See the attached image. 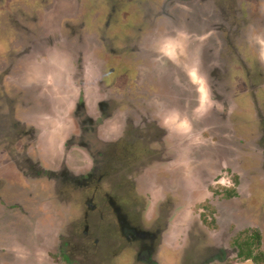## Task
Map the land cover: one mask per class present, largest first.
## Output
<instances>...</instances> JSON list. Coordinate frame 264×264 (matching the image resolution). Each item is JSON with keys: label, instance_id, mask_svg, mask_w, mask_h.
<instances>
[{"label": "rangeland", "instance_id": "obj_1", "mask_svg": "<svg viewBox=\"0 0 264 264\" xmlns=\"http://www.w3.org/2000/svg\"><path fill=\"white\" fill-rule=\"evenodd\" d=\"M240 1L215 0L218 2L215 4L213 0H0V264H66L58 254V244H64L69 234L62 231L67 229L69 222L66 211L70 200L64 198L49 204L44 199L36 198V190L42 189L48 182L41 161L47 158L58 161L59 155L67 156V153L61 152V145L69 135L78 133L79 120L74 121L71 111L79 98L85 100L89 112L95 113L96 102L101 97L96 87V77L101 68V71H105L103 62L109 70L120 67L115 72H125L119 80L125 82L124 86L127 85L125 74L129 70L126 71L128 63L125 62H129V59H121L123 61L120 62L115 59L109 63L103 52L111 48L120 56L124 55L128 51V34L132 28L136 30V36H131L133 42L139 36V29L144 30L143 34L146 35V29L149 32V36L144 35L141 44L136 42L135 49H140V46L147 48L152 44L151 48L161 49L169 56H177L178 52L181 56L179 60L190 55V59L195 57L193 63L186 59L180 62L181 70L177 72L182 79L178 87L168 83L175 91L164 90L165 98L155 96L150 103H165L163 118L169 128L179 125L181 132L199 136L184 140L183 148L192 150L190 144L193 142L197 146L208 142L209 145L203 147L202 158L196 154L194 159L185 150H177V157L170 156L169 159L177 164L197 160L208 166L214 161L212 151L216 150L219 151L217 155L221 153L222 162L226 160V148L219 147L218 143L211 145L209 137L220 132V139L226 141L227 146L229 144V139L222 136L231 134L227 128L226 111L233 106L231 96L241 88L239 78L233 83L229 78L233 76L227 72L230 57L233 55L236 65L240 66L239 73L245 71L250 75L251 72L252 79H255L257 71L248 69L234 54L242 42L250 47L252 58L261 56L260 48L264 50V0H242V5L245 3L249 6L244 14L239 12ZM221 6L227 11L225 16H230L232 20H224ZM229 6L233 7L230 9ZM199 14L202 17L196 24L193 20L198 19ZM155 23H158V28L154 31L151 27H155ZM235 24H243L237 36L233 30ZM198 35L202 38L208 35L207 40L200 42V54L196 45L192 44ZM98 55L104 61L97 59ZM137 65H140V61ZM257 65L254 64V67L257 68ZM165 66L169 68V64ZM197 68H200V74L196 72ZM110 82L114 84V79L110 78ZM113 84L104 89L111 97L117 88ZM192 118L193 122H190ZM113 121L117 119L112 118L100 133H104L103 128L113 133L117 129ZM170 122L174 125L170 126ZM171 134L164 145L177 148L180 143L177 145L176 130L174 136ZM239 150L237 153L241 155ZM235 155L236 151H233L231 158L238 162L240 157ZM27 159L38 163L33 164V168L32 164L28 166L25 163ZM195 172L188 168L185 173L198 177ZM216 177L218 179H214L209 186L202 182L197 184L200 192H195L196 195L207 194L209 187L210 192L216 191L217 194L196 208L202 218L196 214V222L201 230L196 232L195 238L205 237L208 246L217 251L222 248L228 251L229 257L225 256V261L220 264H264V200L250 199L249 191H246L250 183L236 180L237 173L231 169L224 167ZM159 183L150 187L162 196L166 193L164 187L173 189L176 186ZM235 187L230 200L221 196L225 190ZM84 195V192H78L71 202L74 205L73 216L77 218L73 228L75 240H81V229L85 225L81 200L85 198ZM175 199L174 202H178ZM189 204L184 202V212H190ZM243 206L253 210L244 212ZM184 220L176 214L164 234L172 246H176L184 237L180 225ZM253 234L256 238L260 235L262 243L261 240L258 245L254 243L250 256L252 260L247 261L249 256L246 257L239 250ZM75 246L73 243L70 247ZM209 258L206 256L200 263L204 264ZM166 259L171 260L169 257ZM72 264L80 263L72 260Z\"/></svg>", "mask_w": 264, "mask_h": 264}, {"label": "flooded vegetation", "instance_id": "obj_2", "mask_svg": "<svg viewBox=\"0 0 264 264\" xmlns=\"http://www.w3.org/2000/svg\"><path fill=\"white\" fill-rule=\"evenodd\" d=\"M205 1L207 0H203V2ZM213 1L215 4L218 3ZM221 1L223 2V0ZM242 2L241 0L239 4ZM239 6L241 7L239 12L247 13L248 5L244 3ZM229 7L231 9L233 6ZM220 8L225 21L233 19L230 16H225L227 11L222 6ZM200 17L202 16L199 14L198 19L194 18L193 21L199 24ZM189 21L191 22V20ZM157 26L158 23H155V27L152 26L151 29L155 31ZM235 26L236 28L233 30L237 36L239 32L241 33L243 24H235ZM146 31L149 34L147 29ZM137 32L139 36L133 42L131 36H136V30L131 29L126 48L128 51L121 55L122 57L111 48L103 52L109 63L115 59L118 62L123 61L121 59H129V62H125L128 63L126 71L129 70L128 74H125L127 85L124 86L125 82L119 80L123 78L125 72H115L120 67L117 66L116 69L109 70L108 67L106 68L105 62L102 63L105 71H101V68L97 72L96 87L101 97L96 102L95 113L89 112L83 98H79L74 104L71 115L74 121L78 122L79 120L78 133L69 135V138H66L61 145V152L67 153V156L59 155L58 161L55 158H47V162L41 161L43 174H46L48 182L42 189L36 190L35 196L46 200L45 203L49 204H54L57 200L59 202L64 198L66 201L70 200L69 205L67 204L68 211H66V215H69V222L67 229L64 226L65 230L62 231V233L68 232L69 234L64 244H58V254L66 264H72V260L79 261L80 264H201L200 261L206 256L211 258L204 264L223 263L224 257H229L226 249L222 248L217 251L210 245L208 246L205 237L195 238L196 232L199 233L201 230L196 222V214L202 218L196 208L201 205L200 203L204 204L207 200L215 198L217 193L216 191L210 192V187L207 194L198 193L196 195L195 192H200V187H197V184L202 182L209 186L214 179H218L216 177L218 171L222 172L225 167L237 173L236 180L238 178V181L250 183L246 190L249 191L250 199L264 200V50L260 48L261 56L252 58L250 47L242 42L236 50L237 55L234 54L238 61L247 65L248 69L257 71L258 75H254L255 79H252L251 72V76L245 71L239 73L238 67L240 66L236 65L233 55L230 57L231 64H228L227 72L228 74L232 73L233 78H229L231 83L237 82L239 78L241 88L231 96L230 102L233 106L226 111L227 128L230 129L231 134L222 136L229 139V144L227 146L226 141L220 139L222 138L218 136L221 135L220 132L216 136L211 134L209 137L211 145L218 143L219 147L226 148V160L222 162L221 153L217 155L219 151L213 150L214 161H211L208 166L197 160L178 162L177 164L169 159L170 156L177 157V150H185L194 159L196 154L202 158L203 147L209 145V142L198 146L193 142L190 144L193 147L192 150L183 148L184 140L199 136H196L195 133L181 132V129L178 128L179 125L169 128L163 118L165 103L160 102L152 105L150 102L155 96L165 98L163 97L164 90L175 91L169 84L178 87L177 85L182 79L177 72L181 70L180 62L186 59L193 63L195 57L190 59L192 58L190 55L179 60L181 56L178 52L177 56H169L161 49L151 48V41V45L147 48L140 46V49H135L136 42L141 44L144 35L146 37L148 35L143 34L144 30L139 29ZM207 39L208 35L207 38L198 35L192 40L198 53L201 52L202 44L200 42ZM154 46H158V44ZM197 57L200 56L197 55ZM97 59L101 60V56L98 55ZM139 61L140 65H137ZM166 64H169V68L165 66ZM254 64H258L257 68L254 67ZM193 66L195 65L193 64ZM188 68L191 70V66ZM196 72L200 74V68L199 70L197 68ZM237 73L239 74L235 76ZM174 77L175 81H173ZM110 78L114 79V84L110 82ZM207 79L209 80L208 76ZM110 83L113 84V87H117L114 88L115 92L112 97L109 92L104 90ZM100 91H103L102 94ZM165 95L167 94L165 93ZM110 97L111 101H109ZM185 117L189 118L188 115ZM112 118L113 120L117 119V121H113L116 122L117 129L115 128V131L111 133L106 132V129L103 128L104 133H100L102 127H105ZM193 119L190 122H193ZM191 124L193 125V123ZM172 125L174 124L170 122V126ZM193 128L192 126V130ZM175 130L177 145L180 144L176 146L177 148L164 145L169 134L175 135ZM195 131L199 130L196 128ZM203 134L202 136H204ZM165 147L168 149L162 150ZM213 148L215 149V147ZM238 148L240 149L238 152L242 156L237 153ZM169 150L171 151L169 152ZM233 151H236L235 156L239 155L240 157L238 162L231 158ZM68 154L70 155L68 156ZM39 156L41 155L39 154ZM25 163L30 166L38 162L33 163L31 159H27ZM156 165L159 167H157V171ZM188 168L196 171L195 174L198 177L185 173ZM160 181L163 184L171 186L175 184L176 186L173 189L164 187L166 193L162 196L161 193L150 187V185L160 184ZM236 188L225 190L221 196L228 197L230 200ZM43 189L46 190L45 194ZM59 190L62 191L58 192ZM99 190L101 192H98ZM78 192L85 194V198L81 199L85 219L84 228L81 229V240L74 238L76 232L73 228L77 224V218L73 216L72 207L74 205L71 204L76 199ZM54 195L58 196L54 197ZM174 199L178 200L177 204ZM202 199L203 201L199 202ZM184 202L190 203V212H184ZM252 210L250 207L243 206L244 212ZM260 211H263L262 206ZM187 213H189L188 216ZM176 214L185 219V222L180 224L184 231V233L181 231V234L184 237L176 246H172L164 238V234ZM255 216L257 217L259 214H255ZM202 224H204L203 221ZM257 236L260 239L255 240V234L247 238L239 252L242 253L247 248H253L254 243L260 244L261 237ZM247 242H251V244L248 245ZM73 243L76 246L71 248ZM168 257L171 258L170 262L166 259ZM248 258L247 261L252 260L251 257Z\"/></svg>", "mask_w": 264, "mask_h": 264}, {"label": "trees", "instance_id": "obj_3", "mask_svg": "<svg viewBox=\"0 0 264 264\" xmlns=\"http://www.w3.org/2000/svg\"><path fill=\"white\" fill-rule=\"evenodd\" d=\"M257 238H259V236H257ZM257 238L255 237V239H257ZM259 239H260V238H259ZM251 240H253V239H251ZM247 244L250 245L251 242H247ZM246 251H247V252H246ZM251 252H252V250H251V247H250V248H247V249L244 251V254L250 257V256L252 255ZM244 254H243V255H244Z\"/></svg>", "mask_w": 264, "mask_h": 264}]
</instances>
